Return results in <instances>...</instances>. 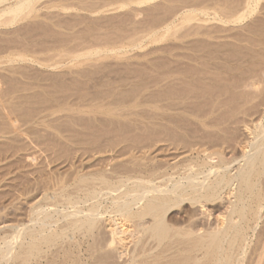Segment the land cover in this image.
Here are the masks:
<instances>
[{"label": "rangeland", "instance_id": "1", "mask_svg": "<svg viewBox=\"0 0 264 264\" xmlns=\"http://www.w3.org/2000/svg\"><path fill=\"white\" fill-rule=\"evenodd\" d=\"M19 1L2 0L0 9ZM116 1L120 0L109 3L107 0H34L13 22L9 23L14 18L12 14L0 18V248L9 250L12 246L14 255L13 259L3 257L0 264H22V254L21 258L16 256L24 252L30 235L43 228L44 236L55 232H59V236L42 245L26 264H125L134 242L127 252L125 247L122 251L115 245L109 246L108 242L114 226L111 216H115L109 208L113 206L114 194L124 190L117 183L118 177L125 174L123 169L152 168L160 153L156 148L177 139L174 143L179 141V145L184 143L183 138L194 142L196 137V140L216 144L228 137L232 143L238 131L232 125L236 124L219 122L224 115L231 116L233 104L228 106L226 114L222 113V108L216 109L220 88L216 85L220 81L217 83L215 77L225 69L231 78L232 74L240 72L259 80L256 87L249 86L247 91L241 92H247V96L243 95L245 99H240L242 103L237 105L240 121L263 117V0L240 22L234 21L238 15L232 9L236 0H191L193 4L190 0H151L122 7ZM200 2L208 8L194 12V3L197 8L202 5ZM191 8L196 16L184 22L183 17ZM227 18L233 22H228ZM207 76L215 82H209ZM174 79L177 80L172 81ZM180 82L184 85L180 86ZM202 83L203 90L196 85ZM176 86L178 89L184 86L179 89L183 91L187 89L185 86L197 89L191 93L195 91L200 100L190 101L198 99L200 103L194 101L197 103L194 106L202 120L214 123L208 125L210 129L206 121L200 122L199 114L197 119L192 115L195 111L192 101L188 106L192 103L190 107L193 110V106L194 111L189 107L187 112H171L178 116L173 117L174 125L171 120L158 119L157 114L165 110L151 103L139 105L141 99L149 98L156 88L155 93L165 88L177 94ZM186 113L190 120L185 119ZM164 121L168 125L160 124ZM238 125L239 138L246 137L244 124ZM160 138L163 142L158 145ZM152 142H158V146L150 149ZM104 175L114 181L112 187L119 184V191L113 188V192L103 183ZM98 202L102 212L107 209L105 211L112 215L104 211L106 214L93 230L62 232L63 226L84 215L83 212L72 213L89 211ZM35 209L40 210L39 216ZM187 209L193 211L189 206ZM263 224L264 217L256 229ZM17 227L22 228V235L16 241L12 237ZM252 233L247 258L255 256L251 249L258 239L257 232Z\"/></svg>", "mask_w": 264, "mask_h": 264}, {"label": "bare ground", "instance_id": "2", "mask_svg": "<svg viewBox=\"0 0 264 264\" xmlns=\"http://www.w3.org/2000/svg\"><path fill=\"white\" fill-rule=\"evenodd\" d=\"M31 1L34 0H21L16 5L14 4L10 7H2L3 9H0V18L6 14H12L14 18L9 21V23L13 22L15 17H17L24 9L30 8L29 6L31 4ZM148 1L150 2L151 0H120L116 2L120 3V6L122 7L128 3H136L138 5ZM193 1L190 0V3L193 4ZM224 1L227 2L229 0ZM236 1L237 2L234 3L232 9H235V12H237L238 14H236L237 16L233 14L236 17L234 21L239 22L241 20H245V17L248 13L250 14L255 11V9H257L256 7L259 6L261 2V0ZM0 2H2V0H0ZM107 2L109 3L110 0H107ZM202 2H204V0ZM187 3L189 4V2ZM5 4L6 3L4 2V5ZM196 4L199 5V2H197ZM201 4L202 5H197V8H195L194 3V12L196 9L205 10L208 8L206 4ZM219 4L225 5L224 3ZM111 5H113V3ZM222 8L224 9V7ZM92 9L96 11L95 8ZM192 12L193 9L187 14L183 13L186 14L185 17H183L185 18V21L183 20L184 22H188L196 16H194ZM232 13H234V11ZM222 20L223 19H221V21ZM230 20L231 19H229V21ZM237 71L238 69H236L235 72ZM232 72L229 71V73ZM237 74H232L233 76L231 78V74L228 75V71H226L225 69V71H222L221 75H218L219 78L221 77L220 80L218 79V76L215 77V79L217 78V83H219L220 81V85L217 84L216 86H220L221 88H219V93L216 98V101L218 102L217 105H219V107L217 106L216 109L222 108L223 110H220L223 111L222 113L226 114V111L229 110L228 106H232L231 104H233L232 109L230 108L232 113L231 116L229 115L230 118L228 115V117H225L224 115L222 121L221 119H219L221 122H218L219 124L224 125L225 123L227 124V122L236 125L244 124L243 128L244 130H246V137H244L245 135L243 134L244 138H239V127H237L236 125H232L235 126L236 130H238L234 134V139L232 137L231 142H233L230 143L228 137L227 139L223 137L221 140H219L220 142H218L217 144L214 141V143L218 145L216 146L217 148L213 147L215 146V144L211 140L208 141H211L213 144H211V142H207V140H196L198 137L194 138L195 141H191V143L189 142L190 140L187 141L185 140L186 138L184 139V136H182V141L184 142L182 145L178 144L179 141L177 143H174L178 139L172 143L169 142L170 145H168L169 143L166 142V140L164 142L168 144H163L165 146L160 145V142H163L160 138L158 144L160 146L157 145L158 142H152V145H149V142L147 143V145L144 144V147L146 148L149 145L150 149L154 148L153 146H155V148L156 146H158L156 148L158 149L156 150V152H160L158 155H156L158 161L154 166H152V168L144 166L147 168L144 169V167H142L141 169H139L137 167L134 170V168L129 169V167H127V169L125 167V169H123V173L125 174H123V176H121L120 178L118 177L119 181L117 179L118 182H116L119 183L121 185L120 187H123L124 190L119 191L120 187L118 186L119 184L116 185V182V187H112L114 181H110L108 179L110 177H108L107 180L106 178H104L105 175L103 176V183H106L109 186V189H112L111 191L117 189V186L119 187V189H117V191H119V194H114L116 196L113 198V202H111V206H113L109 208L112 209L111 212L114 213L115 216L112 215L110 211H108L110 213H107V211H105L107 209L104 210L107 214L112 215L111 218L113 217L112 221L114 226L111 227V230L108 227V230H110V232L112 233L111 238L108 241L109 246L115 245L120 249H122V247H125L124 251H126L127 248L130 249V247L128 246H130L132 242H134L135 244L132 247V253L130 255V258L129 260L126 259L127 262L125 264H199L202 260L204 261L205 259H207L206 261H208H204L207 264H264V224L263 227L261 226L260 229H256L264 217V114L263 117H260L259 120L257 118L250 117L251 119H249L248 121H244V119H242L241 117V119L243 120H241V123L240 117H237V115H239L238 108L242 103L240 99L243 100L245 99L244 96H247V92L246 94L245 92H241L247 91L246 89L249 86L253 87L254 85H257V83L259 84V80H255L256 76L253 78L252 75L248 76L246 74H241L240 72L238 75L241 74L243 77H241L240 75L241 79L239 80L240 77L237 76ZM176 78L179 80L182 77ZM210 78L208 79L207 76V80H210L209 82H211V80L212 82H215L214 79ZM177 79H174L172 81H175ZM182 82H180V86L184 85L182 84ZM209 84L210 86H212L211 83ZM196 85L199 88L202 87V90L203 87L205 89V86H202L203 83L201 84V86L198 84ZM166 86L168 87V82L165 87ZM167 87L166 89H168ZM178 87L176 86L177 89ZM182 87L179 89H182ZM185 88L187 89H185L184 91L178 89L179 92L177 91V94H172L171 91L173 93L174 91L171 88V91L169 90L170 93L169 91L164 90L165 88L160 90L158 89V91L160 92H156L158 93L157 95L155 93L157 89L156 88L155 91L153 90L155 93H153L154 96L151 94L153 91H150V97L145 98L146 96H144V99H141L142 101L139 102V105H148L151 103L156 108L165 110L166 112H159L160 115L157 114L158 119L160 118L161 120H171L174 125L175 121L173 122V119L177 115L174 116L176 113L173 115V113L171 112L176 110H185L184 112H187V108H189L194 101L200 103L198 102V99L194 101L191 100L192 103L190 106H188L191 102L190 99L199 98L200 100V97H198L199 95H196L197 89H195V87L190 88L191 90L187 86H185ZM193 89L196 91L192 92H195V95H190L192 94L191 91ZM180 91L186 93L189 91L190 93L184 94ZM144 94L146 95V93ZM195 103L196 102L193 103V106ZM214 104L213 106H215ZM193 106V110L190 107V110L192 111H194L195 107ZM195 111H198L196 107ZM194 112H191L192 115L194 114L197 119V116L199 114L198 119L200 120L202 118L200 117V112L198 111L197 114H195L196 112ZM189 113H186V115L184 116L185 119L190 120L189 118L191 117L187 116L189 115ZM201 113H203L204 116V112ZM205 114L207 115L208 111L205 112ZM179 116L181 117V114ZM203 120L200 122L202 123ZM205 121L206 120H204L203 123H205ZM207 122L208 120L205 124H207ZM161 123H164L163 125L165 126L167 124L165 123V121L160 122V124ZM212 124L214 123H210L205 126L209 128L210 126L208 125ZM159 126L161 127V125ZM203 137L204 136H202V138ZM205 139L206 138H204V140ZM153 143H155V145H153ZM148 149L145 150H147V152L149 153V151L151 150L149 149L148 151ZM144 154H146V151L144 152ZM145 156L146 155H144L143 157ZM146 158L147 157H145V159ZM152 158L154 159V157ZM141 165L143 164H140V166ZM126 169L130 171H126ZM134 171L136 172L134 173ZM100 179L101 177H99L98 180ZM102 181L100 180V182ZM117 191L115 190V192ZM72 203H74V201H72ZM188 206L191 209L193 208V211H189L187 209ZM101 207V203L98 202L92 205V207L88 209L89 211L79 210L72 213V215H76L81 214L83 212L84 215H81L79 217L77 216L78 218L71 220L69 224L65 225V227L63 226L62 232H65L67 230L75 232L78 230H93L96 225L99 224V219L102 218L104 214H106L104 213V211H101V209H103ZM35 211L38 215L40 210L38 211L35 209ZM174 212H176V214L178 215H172V213ZM42 213H44V211H42ZM111 222L110 224L112 226ZM110 224L108 226H110ZM39 231L40 232L37 234L31 232V237L29 236L31 238L30 241L24 245L26 247L25 249L23 247L24 252L22 251L20 254L18 253L19 255L17 256L15 254L17 258L19 256L20 258L23 256L22 261L24 264L28 262L31 256L36 254L35 252L38 251L40 247H42V245L49 244L52 241H55L59 236V232H55L52 235L49 234L44 236V228L43 230ZM252 231V234H255L257 232L258 238L256 236V239L258 240L257 242H255L256 245L252 244L254 245V248L251 247L252 253L253 255L255 254V256H252L251 253V257L247 258V252L250 248V243H252L251 241L253 238L250 234V232ZM42 232L43 234H41ZM13 234V240L15 239L17 241V239H19L22 235V228L17 227L16 232ZM10 240L12 239L10 238ZM7 243H9V241H7L5 245H8ZM119 245L121 247H119ZM11 247L8 248L9 250H5V248H0V259H2L3 257L4 259L6 257L8 259L12 257L13 259L14 255L11 254V249L13 247ZM118 248L116 249L118 250ZM119 251L120 250H118V252ZM120 253L122 252L120 251ZM246 258L248 260H246Z\"/></svg>", "mask_w": 264, "mask_h": 264}]
</instances>
